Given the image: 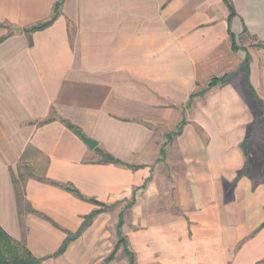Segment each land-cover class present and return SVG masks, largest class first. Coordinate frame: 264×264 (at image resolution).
I'll return each mask as SVG.
<instances>
[{
	"label": "crops",
	"instance_id": "crops-1",
	"mask_svg": "<svg viewBox=\"0 0 264 264\" xmlns=\"http://www.w3.org/2000/svg\"><path fill=\"white\" fill-rule=\"evenodd\" d=\"M61 1L0 0L1 228L45 264H102L120 212L76 236L100 208L70 185L135 199L122 233L137 264H264V135L243 67L264 104V0H64L25 32Z\"/></svg>",
	"mask_w": 264,
	"mask_h": 264
},
{
	"label": "trees",
	"instance_id": "trees-1",
	"mask_svg": "<svg viewBox=\"0 0 264 264\" xmlns=\"http://www.w3.org/2000/svg\"><path fill=\"white\" fill-rule=\"evenodd\" d=\"M63 2H64V0H62L61 2L56 4V6L54 8V16L50 21L45 22V23L40 24V25H37V26H34V27H31V28L25 30V32L26 33H33L35 31H42V30L48 28L49 26H51L53 24V22L60 15V9H61ZM2 41L3 40H1L0 42H2ZM250 61H251L250 56L247 55V58L243 64V67L245 68V71H246L247 88H248L253 100L256 102V104L258 105V107L260 109V114H259L260 116H259V123L258 124H259L260 128L262 129L263 135H264V104H263L262 100L257 96L255 90L253 89V87L251 86L250 81H249ZM229 77H230V75H224L222 77L212 78L209 81L206 88L197 91L195 94H193L191 96V100L188 104V107H190L193 104L194 100L197 97H203L206 93H208L213 88H215L219 85L226 84ZM50 121L51 120L46 121L44 123H49ZM185 124H186V121L183 120L180 123V125L178 126L176 132H174L173 134H170L168 136L169 143L172 141L173 137H177V136L181 135L183 127ZM67 125L72 130L76 129V127H74L70 123H67ZM249 141H250V136L247 137L242 144L243 153H244V156L246 159L245 169L248 167V160H249L248 144H249ZM162 153H163V150H162ZM102 155L105 159L104 160L105 163L121 165V166L128 167L130 169H133V170L139 169V167L125 164V163L115 159L114 157H112L109 154L103 153ZM16 185L18 187L17 182H16L15 186ZM60 187L65 189L66 191L72 193L73 195H75L80 200L94 204L100 208L99 210L92 212L90 215H88L84 218V221H83L79 231L77 232L76 236H80L85 230H87L93 224V221L95 220V218L98 215L105 213L107 211H110L111 208H114V207L120 205V203H116L114 205H106V204L98 202L96 200L88 199V198L84 197L77 189L73 188L70 185H63ZM17 196L20 200L21 194L18 190H17ZM135 203H136V201L133 198L131 201H128L124 205V207L121 209L120 214H119L118 223L116 225V235L118 238L117 243H116L112 253L104 260V262L102 264H110L112 261H114L121 249H122L125 257H127L129 264H137L136 256L134 253H132L130 251L129 243H128L127 239L123 236V233H122V227L124 225V216H125L126 212L128 210H130L135 205ZM31 213L36 214V212L32 211V210H31ZM262 228H264V223L256 230V232H258ZM68 243H69V238H67V240L63 243V245L59 248V250L56 252V254L54 256L56 257V256H60V255L64 254L66 249H67ZM44 262H45L44 259L36 258L23 243H20V242L16 241L15 239H13L0 226V264H45Z\"/></svg>",
	"mask_w": 264,
	"mask_h": 264
},
{
	"label": "rangeland",
	"instance_id": "rangeland-1",
	"mask_svg": "<svg viewBox=\"0 0 264 264\" xmlns=\"http://www.w3.org/2000/svg\"><path fill=\"white\" fill-rule=\"evenodd\" d=\"M256 104V102H251V104ZM252 106H254V105H252ZM259 117L257 118V124L255 125V127L252 129L251 128V130L254 132V133H258V131H260L259 133H260V135L261 136H263V131H262V129L260 128V126H259ZM253 133V134H254ZM259 134H257L256 136H257V138H260L261 136H260ZM259 142H261V141H259ZM124 207V205L123 204H121V205H118V206H116V207H114V208H111V210L110 211H115V212H120L121 211V209ZM117 240H118V238H117Z\"/></svg>",
	"mask_w": 264,
	"mask_h": 264
},
{
	"label": "water",
	"instance_id": "water-1",
	"mask_svg": "<svg viewBox=\"0 0 264 264\" xmlns=\"http://www.w3.org/2000/svg\"><path fill=\"white\" fill-rule=\"evenodd\" d=\"M76 133L79 135V137L81 138V140L90 148V149H94L97 147V142L88 138L83 132L81 131H76Z\"/></svg>",
	"mask_w": 264,
	"mask_h": 264
}]
</instances>
